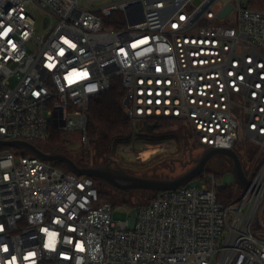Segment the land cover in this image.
<instances>
[{"label": "built area", "instance_id": "built-area-1", "mask_svg": "<svg viewBox=\"0 0 264 264\" xmlns=\"http://www.w3.org/2000/svg\"><path fill=\"white\" fill-rule=\"evenodd\" d=\"M100 1L0 0V142L79 127L87 151L90 103L118 79L133 128L172 120L204 149L248 140L262 160L229 205L210 173L121 222L94 178L0 146V264H264V8ZM118 12L126 25L108 24Z\"/></svg>", "mask_w": 264, "mask_h": 264}, {"label": "rangeland", "instance_id": "rangeland-1", "mask_svg": "<svg viewBox=\"0 0 264 264\" xmlns=\"http://www.w3.org/2000/svg\"><path fill=\"white\" fill-rule=\"evenodd\" d=\"M108 1L109 0H103L98 4H104ZM246 1L247 0H244V2ZM108 24L126 25L124 14L118 12L109 20ZM131 127L127 135L114 137L109 141L105 140L101 142L99 149L94 150L90 145L89 151H85L84 147L81 145V130L77 127L75 132H62V145L67 154L72 155L74 158L83 153L86 155L91 154V160L88 163H92L94 157L98 155L97 162L99 164L111 160L113 162V164H110L111 166L113 165L112 168L121 169L137 176L161 179H173L182 175L194 165L193 161L199 158L204 152V148L198 143L196 133L186 124L180 123L173 127L162 125L159 129H154L153 131H149L146 124L143 122H137L135 128H133V126ZM184 131L189 133V140L186 139ZM40 144L43 146L45 142H40ZM247 146L254 148L259 154L254 144L248 140L241 142L237 150L244 156V159L241 160L243 168H246L247 165L253 166L259 161L257 157L253 163L246 161V153L244 150H246ZM20 151L24 153V150L21 149ZM59 167L58 169L60 170L64 168L65 171V169H67L64 165L62 166L63 168ZM206 172H213L222 184L232 187L234 191L239 192L240 187L236 182L235 175L232 172V164L228 158L224 156L221 158H213L203 175L194 179L191 184L202 185V183H204L203 177L207 174ZM131 195L135 196L134 200L136 205H140L148 202L152 194L132 192ZM122 198L123 197L118 196L112 198L111 201L118 202ZM131 212L132 208L130 206H116L114 215L115 220L121 222L128 221ZM262 220L264 222V210L262 213Z\"/></svg>", "mask_w": 264, "mask_h": 264}, {"label": "trees", "instance_id": "trees-1", "mask_svg": "<svg viewBox=\"0 0 264 264\" xmlns=\"http://www.w3.org/2000/svg\"><path fill=\"white\" fill-rule=\"evenodd\" d=\"M251 8L258 9V8H264V0H253V2L250 4ZM125 96V91L122 87V84L120 80H115L112 88L109 92L93 99L90 103V109L88 112V119H87V133L89 136V146L95 150L99 149L101 146V142L105 140H110L114 137H120L127 135L131 130V121L126 113L124 106H123V100ZM159 128L164 125L167 127H173L177 124H180L179 122L172 121V120H163L159 123ZM183 132V131H182ZM184 135L187 140H189V133L184 131ZM40 142H45V144L42 146ZM37 143V145H36ZM34 144L40 148L42 151L45 152H57L62 153L67 156H69L73 161L76 163L79 161L80 163H87L91 160V154L86 155L83 153L82 155L74 158L72 155H68L67 152L64 150L63 147V139H62V132L51 129L50 131V137L46 141H36ZM238 147V146H237ZM236 151L241 158V160L244 159V156L241 155V152L239 153V150ZM248 147V148H247ZM246 147L245 153V159L249 163H253L254 160L259 158V154L255 151L254 148H251L249 146ZM89 151V149L87 150ZM245 155V154H244ZM88 156V157H87ZM259 162L262 160V156H260ZM56 168H63L62 163H52ZM65 167V166H64ZM64 171V168L63 170ZM64 172H69L68 169H65ZM207 174H210V172H206ZM213 173V172H211ZM214 174V173H213ZM101 195V199L103 201L111 203L114 207L116 206H123L127 205L131 208H136L139 206H145L151 203V201L154 198V193L149 191H130L125 192L118 190L108 184L101 183L100 180L94 179ZM134 192H140L144 194L151 193L150 199H148V202L140 205H136L135 203V196H132L131 193ZM234 189L232 187H226L220 190L219 197L220 200L225 204L229 205L236 199ZM123 197L118 202L111 201L112 198L115 197ZM130 197V198H129ZM110 200V201H109ZM135 204V205H134Z\"/></svg>", "mask_w": 264, "mask_h": 264}, {"label": "water", "instance_id": "water-1", "mask_svg": "<svg viewBox=\"0 0 264 264\" xmlns=\"http://www.w3.org/2000/svg\"><path fill=\"white\" fill-rule=\"evenodd\" d=\"M231 9V7H228L222 12L220 17L225 18ZM146 127L149 131H153L154 129H158L159 125L146 124ZM0 146L23 149L46 162L62 163L70 172L77 176H88L125 192L149 191L158 193L176 190L202 176L213 158H221L223 156L231 162L232 172L235 175L237 184L246 190L251 186V181L247 178L241 158L235 149H204L201 156L193 161L194 165L185 173L173 179H161L133 175L124 170L112 168L110 163L98 167L79 166L65 154L45 152L35 144L25 141L0 142Z\"/></svg>", "mask_w": 264, "mask_h": 264}, {"label": "flooded vegetation", "instance_id": "flooded-vegetation-1", "mask_svg": "<svg viewBox=\"0 0 264 264\" xmlns=\"http://www.w3.org/2000/svg\"><path fill=\"white\" fill-rule=\"evenodd\" d=\"M156 124H158V123H156ZM150 125H153V124H150ZM159 125V124H158ZM159 129V128H158ZM97 157H98V155L97 156H95L94 157V160L92 161V163H80L79 161L77 162V164L79 165V166H87V167H98V166H105V165H107L108 163H110V164H113V162L111 161V160H109V161H104L102 164H99L97 161ZM113 166V165H112ZM111 166V167H112ZM103 184H106V183H102V185Z\"/></svg>", "mask_w": 264, "mask_h": 264}]
</instances>
